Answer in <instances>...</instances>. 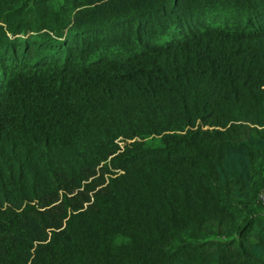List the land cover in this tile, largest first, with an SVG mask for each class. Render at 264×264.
Masks as SVG:
<instances>
[{
  "label": "trees",
  "instance_id": "trees-1",
  "mask_svg": "<svg viewBox=\"0 0 264 264\" xmlns=\"http://www.w3.org/2000/svg\"><path fill=\"white\" fill-rule=\"evenodd\" d=\"M264 0H0V264H264Z\"/></svg>",
  "mask_w": 264,
  "mask_h": 264
},
{
  "label": "built area",
  "instance_id": "built-area-1",
  "mask_svg": "<svg viewBox=\"0 0 264 264\" xmlns=\"http://www.w3.org/2000/svg\"><path fill=\"white\" fill-rule=\"evenodd\" d=\"M264 198V197H263Z\"/></svg>",
  "mask_w": 264,
  "mask_h": 264
}]
</instances>
